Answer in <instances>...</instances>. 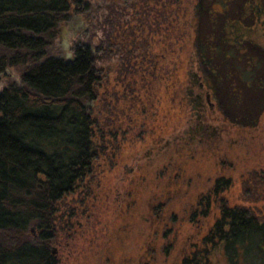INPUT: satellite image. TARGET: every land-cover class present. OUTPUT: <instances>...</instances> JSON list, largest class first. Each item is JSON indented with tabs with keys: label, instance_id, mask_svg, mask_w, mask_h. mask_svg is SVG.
I'll return each instance as SVG.
<instances>
[{
	"label": "trees",
	"instance_id": "obj_1",
	"mask_svg": "<svg viewBox=\"0 0 264 264\" xmlns=\"http://www.w3.org/2000/svg\"><path fill=\"white\" fill-rule=\"evenodd\" d=\"M229 1L0 0V73L9 67L18 75V80L7 76L0 87V264H59L50 245L60 203L76 191L101 154V143L94 138L98 119L84 106L95 82H101L94 61H115L120 74L130 73L137 67L130 61L141 58L159 72L158 59L146 46L150 39L142 33L152 29L151 35L160 36L162 52L173 54V43L185 33L172 37L171 29L177 22L189 24L211 81H216L212 59L221 55L232 61L239 81L260 91L264 102V37L252 29L264 22V0H242L232 17ZM72 9L83 11L90 29L80 34L73 61L53 52L59 47V26ZM201 13L211 29L207 45L201 42ZM93 37L96 55L83 46ZM235 59L243 60L242 69ZM147 66L140 62L137 72L153 75ZM164 75L167 79L160 80L159 72L163 87L173 88L169 71ZM149 96L154 99L158 93L143 96L145 107L152 104ZM218 183L225 188L229 179ZM210 234L224 244L229 264H264V218L249 207L224 205ZM215 239L208 241L215 244ZM202 255L194 252L181 264H210Z\"/></svg>",
	"mask_w": 264,
	"mask_h": 264
},
{
	"label": "rangeland",
	"instance_id": "obj_2",
	"mask_svg": "<svg viewBox=\"0 0 264 264\" xmlns=\"http://www.w3.org/2000/svg\"><path fill=\"white\" fill-rule=\"evenodd\" d=\"M241 1H229V17L236 15ZM179 5L184 6V3ZM152 7L156 11L153 4ZM74 12L72 9L67 20L73 24L79 17ZM204 17L201 13L199 30L201 42L207 45L205 37L211 29ZM67 21L58 29L59 47L53 51L58 57H66V50L60 45V32L68 28ZM258 22L252 28L253 32L262 33L264 37V22ZM150 30L142 34L150 39L146 46L158 59L160 80L167 79L161 73L168 70L171 74L168 80L177 85L178 92L187 73L188 61L192 70L210 76L209 69L200 62L192 36L193 27L189 24L181 26L180 22L173 26L172 37L178 31L185 33L182 40L173 43V54L162 52L160 36L151 35ZM70 33L69 28L67 35L71 46ZM262 43L264 45L263 39ZM139 60L141 58L130 61L137 65L134 71L141 68ZM212 61L216 81L211 83L222 103L225 116L222 121L228 131L227 137L223 136V143L216 149L180 150L179 154L162 158L160 166L166 164V167L162 165L158 174L151 162L143 157L137 160L136 156L145 154L146 144L153 136L168 138L174 133L173 129L166 127L172 121H182L179 94L173 92L172 86L169 89L163 87L164 81H160L158 96L149 105L155 114H149L147 127L142 131L143 140L132 143L126 139L139 134L140 129L128 132L110 128L108 123L113 112L118 113L122 106L113 97L118 85L109 80L106 82L108 85L103 83L99 87L101 98L108 102V105L101 103V113L100 110L92 113L99 120L95 124L94 138L101 143V154L93 160V170L79 181L76 191L60 203L54 234L56 240H62L64 245L58 252L61 264H179L182 255L193 249L195 243H200V238L219 214V197L228 205L250 206L264 218V112L258 114L264 102L259 98L260 91H252L239 81L233 73L232 61H224L221 55ZM235 61L240 63V69L244 67L242 59ZM173 68L176 69L174 72ZM259 71L257 67L256 72ZM140 73L150 75L146 71ZM9 75L18 80L17 73L7 67L0 73V87ZM143 80L146 83L147 80ZM109 103L112 105L110 108ZM256 117H259L257 127L244 125L245 121L253 118L255 121ZM153 125H156L155 129L151 128ZM130 167L132 170L128 171ZM220 175L230 177L232 184L217 197L212 196L213 204L204 215L198 202ZM195 210L196 215L192 218ZM212 259L215 264H226L221 250H214Z\"/></svg>",
	"mask_w": 264,
	"mask_h": 264
},
{
	"label": "flooded vegetation",
	"instance_id": "obj_3",
	"mask_svg": "<svg viewBox=\"0 0 264 264\" xmlns=\"http://www.w3.org/2000/svg\"><path fill=\"white\" fill-rule=\"evenodd\" d=\"M74 11H75L74 13H77V15L80 18H82L85 23V25H81L78 19H76V22L72 25L73 27L71 28V32H72L71 40L73 41L76 39L77 41L76 43L75 42L72 43V45L70 46V50L76 59V51L79 47V44L81 43L79 39L80 34L84 33L85 35H87L90 32V29L86 27V20L84 18L83 11L80 9L78 10L75 9ZM73 32L75 33L73 34ZM91 32L93 34L95 30L92 29ZM96 42L97 39L93 37L92 42H86L83 44V46L89 47L92 54L96 55L97 54L96 52L97 48L95 47ZM146 62L147 64L144 65H148L147 67H150L151 62L149 61ZM92 67L96 72L95 74L98 80H100L101 82L100 84L95 82L93 94L91 98H89L84 102V106L91 113H95L97 112V110H100L99 113H101L102 112V109H100L101 103L106 102V104L108 105V102L107 99L103 100L101 98L99 87L102 86L103 83L108 85L106 82L109 80H113L112 82L114 83V85L115 86L118 85L117 86L118 91L114 93L116 96H113L112 94L111 95L115 98V100H119L122 106L119 107L118 113L113 112L112 117L108 120L109 126L110 128L112 127L121 128V130L124 129L125 131L128 132L132 130L140 129L139 134H136L134 135V137H130L129 139H126V142L134 143L136 141L143 140L142 135L144 134V132L142 131H144L143 129L147 127V119L149 117V114H151L152 116L155 114V112H152L151 107H149L148 105L146 107L142 106L144 100L143 96L145 95V97H147V95H153L158 93L160 87L158 66H156L155 68L151 66V69H153L152 70L153 75L151 74L141 75V73L137 72L138 69L134 71L135 68L132 69L130 73H127V71L125 70L122 73L118 74L116 73L118 67L115 61H105V62L94 61ZM191 67L192 64L190 61H188V68L186 71L187 73L184 74L182 87H180L178 92L176 87L177 85L173 83V92L175 91V94L177 93L180 95V96L178 95V98H180L178 106H180L181 108L180 116L182 117V121L179 123H176L175 121L169 123L166 129H173L174 133H171L170 137L168 138L159 137L158 135L155 134L156 136H153L147 142L145 148V154L142 155L140 154L136 156L137 160L143 157L145 161L151 162L152 168L156 174L159 173L160 167L162 165L166 167V164H162L160 166V160L162 158L179 154L180 150H192V149L196 150V149H205V148L216 149L220 147V145L223 143V136L227 137L228 131L226 129L225 123L222 121V118H224L225 116L221 108L222 105L221 100L215 92L216 87L211 83V79L210 77H208V75L201 74L197 70L194 71L191 69ZM175 70L176 69H174L173 71ZM140 76L142 77V80L139 79ZM149 76L150 79H147L149 78ZM143 79L147 80L146 83L144 82ZM103 80H105V82H103ZM181 89L183 92L181 91ZM149 97L151 98V96ZM151 99L153 102V98ZM175 100L176 98L173 96V101ZM111 106H112L111 103H109V108ZM261 106L262 107L258 112L259 115H261L264 112V105ZM121 107L123 109L122 111H121ZM258 119L259 117L255 119V121L254 118L249 119L244 122L245 123L244 125H248L250 127L255 128L258 126L259 123ZM231 123L232 126H236L235 122H231ZM122 124H124V126ZM153 126L154 127L151 128L155 129L156 125ZM142 142L144 143V141ZM168 164L170 165L171 161L170 163L168 162ZM131 170H132L131 167L128 168V171ZM222 178L229 179V184H227L225 188L219 185L218 183L219 179ZM230 184H232L230 177H224L223 175H220L215 178L213 185L208 190L205 191L206 194L203 195L201 200H199L198 202L199 204L198 206H200L202 214L205 215L207 211L210 210L213 204V202L211 201L212 196L215 197L216 195L217 197L219 193L222 192L227 187H229ZM219 201H220V204L218 205L219 214L214 218L212 224L210 225L206 233L203 234L202 237L200 238L199 241L200 243H195L193 249H191L188 253L183 254L182 257L180 258L179 264L182 263L184 257L192 255V253L198 251L203 254L202 255L203 259L207 258L210 264H215L212 259V252L214 250H221V252L225 257V263L226 264L230 263L229 256L226 255L225 253L224 244L218 239H215V235L210 234V232L213 229V226L216 224V222L221 220L222 208L224 205L230 207L239 206V205L238 204L228 205L224 202V199L222 200V197H219ZM243 206L249 207L253 211V213H255L253 208H251L250 206L247 205H243ZM195 215H196V210L192 212V218ZM32 232H34V234L36 235L35 230H33ZM212 239H215V244H212V242L208 241ZM52 241L54 244L55 242H57V244L55 246L50 245V250L55 256L59 257L58 252L60 249L64 247L63 241L62 240L57 241L55 234H54V239ZM168 246L172 248L171 244H169ZM59 264H61L60 257H59Z\"/></svg>",
	"mask_w": 264,
	"mask_h": 264
},
{
	"label": "water",
	"instance_id": "obj_4",
	"mask_svg": "<svg viewBox=\"0 0 264 264\" xmlns=\"http://www.w3.org/2000/svg\"><path fill=\"white\" fill-rule=\"evenodd\" d=\"M78 21L80 22L81 25H85L84 21L82 18L78 17ZM68 28L65 27L64 32H60V45L62 48L66 50V59L73 61L75 59V56L72 54L70 51V45H69V36L67 35L69 32V28L71 29L73 26V23L68 22ZM75 32H73L74 34ZM72 35V32L70 33ZM69 50V51H68ZM31 230H34V227H31Z\"/></svg>",
	"mask_w": 264,
	"mask_h": 264
}]
</instances>
